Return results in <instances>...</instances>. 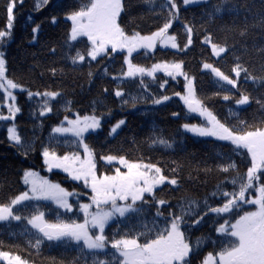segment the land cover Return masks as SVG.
<instances>
[{"label":"snow or ice","instance_id":"1","mask_svg":"<svg viewBox=\"0 0 264 264\" xmlns=\"http://www.w3.org/2000/svg\"><path fill=\"white\" fill-rule=\"evenodd\" d=\"M23 3L7 0L0 29V129L23 162L39 160V170L35 163L22 167L23 190L0 198V236L24 242L21 248L0 239V264H35L45 247L75 253L69 259L51 257L50 264H264V0H139L147 13L138 15H132V0H75L63 12L68 27L61 59L73 71L87 66L82 75L89 85L97 79L112 84L103 86L86 109L76 107L64 87L33 88L9 74L2 49L13 37L15 10ZM49 4L35 0L33 10ZM193 7L200 8L199 16H185ZM145 15L153 18L147 27ZM225 16L231 22L217 28ZM50 20L60 22L56 15ZM40 29L39 23L31 28V41H38ZM197 44L200 73L216 88L208 94L198 90L188 61L176 58ZM158 52L172 58L157 59ZM48 54H57L56 45ZM229 56L225 71L215 61ZM117 62L119 68L110 70ZM56 63L47 68L53 80L68 74ZM170 81L180 90L165 94ZM249 82L261 90L257 95L243 87ZM17 90L31 105V136L17 122L23 114ZM109 96L121 112L166 106L178 98L181 111L170 113L182 121L177 134L166 136L153 123L143 139L131 138L135 155L123 145L98 148L93 137L104 134L109 144L127 127L126 116L110 123ZM216 99L227 103L226 115L210 106ZM253 104L251 119L242 118ZM51 116L57 120L45 136ZM187 134L220 146L214 163L153 158L142 150L184 151ZM44 170L61 171L81 190L42 175ZM212 175L222 179L203 195L185 187L186 180L207 186ZM205 225L209 231L194 235Z\"/></svg>","mask_w":264,"mask_h":264},{"label":"trees","instance_id":"2","mask_svg":"<svg viewBox=\"0 0 264 264\" xmlns=\"http://www.w3.org/2000/svg\"><path fill=\"white\" fill-rule=\"evenodd\" d=\"M7 0H0V29H3L6 24V12L5 4ZM75 0H50V4L40 9L39 11H34L35 0H24L23 6L18 7L15 10V20L13 28V37L8 42L7 46L2 49L6 52V58L8 60V70L9 74L24 82L31 85L33 88L36 86L52 84L53 87L60 86L64 87L68 93L69 98L75 101V106L78 108H88L90 101L98 96L101 92L103 86L107 85L110 88L112 84L109 79L99 80L97 79L95 83L89 85L86 77L82 75L86 72L87 66L83 69H77L73 71L70 68V64L67 61L61 59L63 56L64 49L63 39L65 32L68 27V23L64 21L63 12L71 7ZM133 8L132 15H138L140 13H147V7L140 4L139 0H132ZM200 8H189L185 16L191 17L193 14L199 16ZM58 16L60 22L56 25L51 23V16ZM31 16V20L28 17ZM231 18L225 16L223 20L219 21L216 27L218 28L220 24L230 23ZM41 24V29L37 33L38 41H31V28L35 24ZM70 23V22H69ZM153 23V18L151 16L145 15V20L143 21V26L147 27ZM251 38L249 39V44H251ZM259 42V38H257ZM52 45H56L57 54L51 56L48 54V48ZM81 45H77L80 47ZM200 45L197 44L186 56H177L176 58H183L188 61L186 67L190 72L196 73L198 77V90L203 94H208L216 90L211 78L204 74L202 75L199 70V61L201 59ZM159 58H172L171 53L165 56L163 53H157V59ZM137 60L142 63H151L152 61H144L140 57ZM57 62L55 66H64L66 72L68 73L65 77L61 78L57 76L54 80L50 77L47 72V68L53 66V63ZM218 66H221L225 71L228 70L232 63L231 56L225 58L224 60L215 61ZM38 65L35 67H30ZM119 62L111 66L110 70H115L119 68ZM93 68L96 65L93 64ZM44 72V76L41 77L40 73ZM162 75V74H160ZM81 85L83 86L81 88ZM128 87L135 90V85H129ZM257 95L261 90L255 88L250 82L243 85ZM167 92L165 94H171L172 91H179L180 86L176 82L170 81L169 85L166 86ZM152 91L158 92L159 90L155 85L152 86ZM18 93V102L23 106V114L18 115L17 122L21 125V131L28 136L32 135V126L34 121L29 117L28 110L31 105L26 103V94ZM107 104L113 109V118L110 123H114L116 119H120L124 116L127 117V127L120 133V135L115 139L110 141L109 144L104 143V134L99 137H93L97 147L101 145L104 146L105 150L107 147L111 146L113 149L119 148L123 145V148L129 150L133 155L134 146L130 143L132 137H136L137 140L143 139V137L148 133L150 127L153 123L157 124L161 129L164 130L166 136H175L177 134L178 125L182 122L171 117L170 113L172 111H181V102L178 98H173L171 102H168L166 106H156L151 105L138 106L137 110H127L126 112H121L117 100H114L111 96L107 97ZM212 107H214L217 112L224 116L227 114V103L220 99H216L211 102ZM256 109V105L253 104L246 112L242 113V118L247 117L251 119L252 114ZM147 113V114H145ZM258 115V113H257ZM57 120L56 116H51L47 121H45L44 135H47L49 130V125L55 123ZM198 122V121H194ZM107 127V125H106ZM179 139L180 137L177 136ZM185 139L184 151L179 148L173 152H162L154 151L149 153L146 149H142L145 155H151L153 158L163 157L164 159H178L188 157L195 163L198 160L207 159L209 163L215 162V152L220 150L218 144H213L210 140H205L204 138H196L191 134H187ZM192 154V155H189ZM35 163L37 169L39 170V160L33 159L27 163L22 161V158L16 155L15 149L11 148L6 141V132L0 129V198H4L10 192H15L17 190H23L21 183L19 182V170L22 167H27L29 164ZM42 175H48L50 179L62 182L65 187H77L71 181L66 180V174L59 170H56V174H49L46 170L41 171ZM193 176L196 175L195 172L192 173ZM222 179V177H217L212 175L208 177L209 183L207 186L185 181V187L191 191H195L200 195H203L205 191L211 190L212 186L215 184L217 179ZM200 180L205 179L203 174L199 177ZM77 190L81 189L77 187ZM172 195H177L172 193ZM54 207V206H53ZM209 226L205 227L199 231H196L194 235H200L201 231H209ZM6 244L19 243L21 248L24 247L23 239L10 240L7 235L0 236ZM7 250V249H5ZM62 248H52L45 249L39 256L35 257V264H50L49 258L55 257L57 260L69 259L71 256L75 255L74 252H69L67 255H62L64 253ZM83 264V261H81Z\"/></svg>","mask_w":264,"mask_h":264}]
</instances>
